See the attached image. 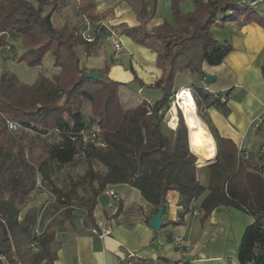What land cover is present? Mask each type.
Returning <instances> with one entry per match:
<instances>
[{"label": "trees", "instance_id": "16d2710c", "mask_svg": "<svg viewBox=\"0 0 264 264\" xmlns=\"http://www.w3.org/2000/svg\"><path fill=\"white\" fill-rule=\"evenodd\" d=\"M120 1L131 9L138 23L131 28L121 26L120 34L154 53L155 66L161 72L155 83L160 99L153 104L142 101L132 109L119 102L118 89L122 84L102 75L97 81L86 78L88 71L81 66L79 52L87 51L91 45L67 23L61 29L55 28L52 12L43 15L46 2L40 1L35 7L30 0H0V47L16 39L21 47L15 60L18 64L39 68L49 54L57 70L51 78L38 73L31 85L21 83L8 70L0 73V258L6 264L55 261L50 247L54 233L46 229L39 237L34 235L41 208L38 211L29 208L20 216L28 198L39 190L38 182L52 196L53 212L61 210L64 220L72 225L78 213L74 208L82 211L85 228H94L97 199L112 186H130L154 212L163 207V215L167 194L177 193L180 211L177 221L171 223L173 226L182 224L192 202L207 191L200 205V221L219 206L253 218L239 244L236 259L238 264H264L261 158L258 170L247 171L248 158L243 159L230 140L220 138L207 124L217 153L215 162L206 166L208 185L204 189L197 179L198 158L190 153L187 128L179 111L174 130L161 124L162 115L174 97L176 76L188 72L204 79L202 66H219L231 52L230 45L215 40L212 30L216 24L243 19L244 24L264 27L263 20L254 7L240 4L247 0H170L172 23L162 22L149 29L147 24L156 16L157 0ZM185 1L193 4L191 13H181L179 5ZM77 3L84 21L100 22L95 0ZM261 76L264 81V66ZM190 93L194 98V92ZM203 99L207 100L208 95L204 94ZM194 101L199 109V102L195 98ZM85 103L90 105V118H85L81 111ZM212 103L226 115L224 104L215 99ZM90 120L99 123L106 149H82L79 145L78 135ZM6 121L19 125L20 129L8 132ZM24 131L33 136L17 134ZM50 134L57 136V143L42 141L43 136ZM78 166L84 168L82 174L75 177L68 174L66 188H57L50 181L54 171ZM132 264L154 263L132 259Z\"/></svg>", "mask_w": 264, "mask_h": 264}, {"label": "crops", "instance_id": "0c3cea01", "mask_svg": "<svg viewBox=\"0 0 264 264\" xmlns=\"http://www.w3.org/2000/svg\"><path fill=\"white\" fill-rule=\"evenodd\" d=\"M96 1L98 0H95V4ZM115 1L118 8L114 19L108 23L115 27H136L138 23L131 9L124 2ZM165 1L170 5V0ZM179 7L183 14L194 10L190 1L182 2ZM96 9L99 15L97 5ZM261 19L264 22V18ZM99 20L103 21L100 17ZM242 20L216 24V27L225 30L220 35L222 41L217 37L216 28L212 30L218 43L228 44L232 49L219 66H202L203 74L215 78L214 83L205 85L203 79L184 72L174 79L173 91L192 87L200 92L202 98L197 96L196 99L199 102L200 120L207 130L209 124L220 138L230 140L237 149L245 150L248 153L245 166L247 171L252 172L260 168L259 147L264 145V126L256 131L248 128L249 123L261 114L264 104V81L261 76V67L264 66V27L255 23L244 24ZM65 23L74 28L70 18ZM160 23L162 21L155 16L148 28ZM64 24L57 28L61 29ZM121 37L123 49L114 56L107 34L102 31L87 51L79 52L81 66L89 73L94 72L99 77L102 75L106 80L122 84L118 89V96L124 108L132 109L142 101L153 104L161 97L160 91L155 88L161 75L155 66L156 55L136 45L131 39L123 35ZM56 73L57 70L53 69L52 75ZM133 92L140 95V98H132ZM144 92H147L145 96ZM211 93L226 98L222 108L226 115L213 105ZM204 94L208 95L207 100L203 99ZM130 103L132 106H126ZM198 163L197 179L205 189L208 185V170L205 163ZM64 169L54 171L51 175L50 181L57 188L67 187V184L59 182ZM69 169L71 167H68V171ZM68 171L64 176H72V172ZM262 174L264 177V173ZM106 190L114 192L119 201L115 202L104 194L97 199L93 213L95 226H109L111 230V235L103 240L85 233L84 224L75 215L70 225L64 220L61 210L53 212L50 194L35 191L28 198L21 209L22 215L29 208H36L38 211L49 204L43 214V221H49L47 230L54 233L50 246L56 255L53 264H124L128 255L133 256L134 260H148L154 264H238L236 258L239 244L245 230L254 222L253 218L240 211L220 206L204 221H200V205L208 195L205 191L192 202L190 212L184 217L182 224L173 226L171 223L177 221V213L180 211L177 205L179 196L175 192H169L166 196V211L161 219L162 226L155 232L147 223L156 212L137 190L128 185L112 186ZM177 239L182 241L178 246L175 244Z\"/></svg>", "mask_w": 264, "mask_h": 264}, {"label": "rangeland", "instance_id": "374dc122", "mask_svg": "<svg viewBox=\"0 0 264 264\" xmlns=\"http://www.w3.org/2000/svg\"><path fill=\"white\" fill-rule=\"evenodd\" d=\"M40 1L41 2L44 1L47 4L43 7V15L47 14L49 12H52V17H51L52 20L51 21H52V24L55 28H57V27L59 28V26L64 24L65 21H68L69 18L72 20V22L74 24V28H76V30L79 31L82 29V27H84L85 21L81 17V15L79 14L77 0H30V2H32V4L35 7L38 6ZM96 5H97L98 10H99L98 11L99 17L101 19H103V21L106 24L111 25L108 22H110L111 20L114 19L115 10L118 8V4L116 3V1L115 0H98V1H96ZM183 5H185V4H183ZM256 7L257 8H253L254 12H256L259 15V17L264 18V0L262 3H260ZM156 19H159L162 22H167L169 24L172 23L170 5H169V3H167V1L158 0L157 9H156ZM147 25H149V24H147ZM113 27L117 32H120L121 26H119V27L113 26ZM215 28L217 30V37H219L218 39L220 41H222V38H221L222 36H220V35H222V33H224L225 30L221 29L220 27H216V26H215ZM17 43H18V41L16 39H12V40H9L8 43H5L4 46L0 47V73H2L3 71L5 72V70H8L9 72L13 73L21 83H24L27 85H31L34 82L38 73L42 74L43 76H45L47 78H51L54 68H53L52 58L50 57V55L47 54L46 57H44V59L42 60L41 66L39 68H35V69L28 68L25 65L18 64L15 61L16 57L21 52V47ZM189 89H191L194 92V98L195 99H197V96L202 98L201 94L195 88L191 87ZM175 93H173L174 96H175ZM146 94H147V92H144L143 96H145ZM133 96L140 98V95H136V92L132 93L131 97L134 98ZM175 101L176 100L173 97V99L170 101L169 108H167V110L162 115L161 124L167 130H172L171 129L172 127L169 126V122H170L171 117H172V112H171V110L173 108L172 104ZM131 103H133V102H131ZM131 103L126 104V106H132ZM175 110L179 111L180 116L183 120V116H182L180 110L178 108H175ZM81 111H82L85 118L91 117L90 116V113H91L90 105L88 103H85L82 105ZM197 114H198V117H200L199 109L197 111ZM175 115H176V120L174 122H176V125H177V122H178L177 112L175 113ZM17 134L21 137L33 136V134L31 132H28V131L18 132ZM41 139L44 143H47V144H49V143L54 144V143L58 142L57 136L52 135V134L47 135V136H43ZM216 153H217V148H216ZM83 169L84 168L81 166L78 168L77 167H73V168L71 167V169H69V171H68V168L66 167V170L64 169L62 174H60L59 182L62 185L67 184V182H66L67 176H64V174L67 173V171H68V173L72 172L71 174H72V176H74V175H81L83 172ZM38 191L41 192V189H39ZM21 215H22V213H21ZM75 217L77 219H79V214L76 213ZM0 262L2 263L3 261L0 260Z\"/></svg>", "mask_w": 264, "mask_h": 264}, {"label": "built area", "instance_id": "2783aa9c", "mask_svg": "<svg viewBox=\"0 0 264 264\" xmlns=\"http://www.w3.org/2000/svg\"><path fill=\"white\" fill-rule=\"evenodd\" d=\"M263 0H247V1H243L240 4L247 6L248 8H253L254 6L257 5V3L262 2ZM102 31H105L107 34V39L110 42L112 48H113V53L114 56H117L118 53H120L122 51V37L121 35L114 29V27L112 25L106 24L103 21L91 24L90 22L85 21L84 27L79 30L77 32L78 36L87 44L93 45L97 38L99 37V35L101 34ZM181 89H186L187 91H189V93L191 92V90L189 88H180L176 93H178ZM175 93V100L177 97V94ZM213 99H215L216 101H218L220 104H225L226 103V98L224 96H219L218 94H214L211 93ZM192 95V94H191ZM176 102V101H175ZM174 102V103H175ZM174 103L172 104L173 108H174ZM262 126H264V104L262 106V112L261 114L258 116V118H255L254 120H252L249 125L248 128L250 130H258L260 129ZM6 128L8 132H16L20 129V126L10 122V121H6ZM172 130L174 128H171ZM78 142L79 145L81 146L82 149H85L87 147H91L94 149H100V150H104L106 149V144L103 141L102 138V132H101V128L99 126V123L96 120H90L87 124V127L80 132V134L78 135ZM238 153L241 157H243V159H247L248 158V153L243 150L242 148H238ZM82 154V152H81ZM259 155H260V160H261V165L264 169V145H260L259 147ZM37 188L41 189V192L44 194H48V192H46L41 186L40 183L37 182ZM105 196H108L110 199H112L115 202H118L119 199L116 196V194L110 190L105 191L103 193ZM53 201V199H52ZM49 204H46L44 206L41 207V209L39 210V214H38V218H37V222L34 228V235L36 237H39L47 228L49 225V221L44 222L43 221V214L46 210V208L48 207ZM74 212H78L79 213V222L82 223L84 221V213L82 211H78L77 209L74 208ZM83 224V223H82ZM85 233H87L90 236H93L95 238H97L98 240H103L105 238H108L109 235H111V230L109 228V226L107 227H95L94 228H84ZM182 243L181 239H177L175 241V244L178 246ZM33 249H36V244H33ZM132 259L133 256L128 255L125 260L124 263L125 264H132ZM1 261H3V264H6L3 258H0Z\"/></svg>", "mask_w": 264, "mask_h": 264}, {"label": "bare ground", "instance_id": "6f19581e", "mask_svg": "<svg viewBox=\"0 0 264 264\" xmlns=\"http://www.w3.org/2000/svg\"><path fill=\"white\" fill-rule=\"evenodd\" d=\"M177 94L174 108H172V117L169 126L176 128V110L178 108L183 116L184 124L188 132V146L192 154L198 158L201 163H209L216 157L215 142L198 117L195 101L186 89H181Z\"/></svg>", "mask_w": 264, "mask_h": 264}, {"label": "water", "instance_id": "95a60500", "mask_svg": "<svg viewBox=\"0 0 264 264\" xmlns=\"http://www.w3.org/2000/svg\"><path fill=\"white\" fill-rule=\"evenodd\" d=\"M86 78L88 80L90 79V80H93V81H97V80H99V74L94 73V72H91V73L88 72L86 74ZM214 80H215V78H213V77L205 76L204 79H203V83L205 85H210V84H213L214 83ZM190 153L192 154L191 151H190ZM192 155H194V154H192ZM213 162L206 164V166L212 164ZM195 163H196V166L199 165L198 160ZM163 213H164V208L163 207H159L157 209L155 215L148 221L147 226L151 230H153L155 232H157V231L160 230V228L162 226L161 219H162Z\"/></svg>", "mask_w": 264, "mask_h": 264}]
</instances>
